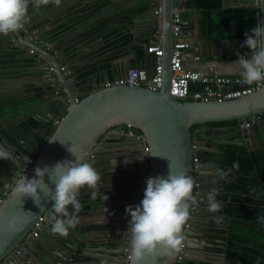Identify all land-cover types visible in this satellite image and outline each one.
Segmentation results:
<instances>
[{"label": "water", "instance_id": "water-1", "mask_svg": "<svg viewBox=\"0 0 264 264\" xmlns=\"http://www.w3.org/2000/svg\"><path fill=\"white\" fill-rule=\"evenodd\" d=\"M179 1L178 5L182 9L185 20L181 35H187L189 33V31L187 33V27L195 25L199 28L201 37L206 42H212L213 40L209 41L204 35L200 19L194 20V22L188 20L186 0ZM130 2L131 0H83L81 5L75 4L69 10L64 8V2L59 6L49 3L46 8H43L44 11L40 10L41 7L33 8L31 3L28 6L26 18L30 14L31 16L25 19L23 27L17 30L19 37L26 34L28 40L22 42L17 48L23 49L30 55L29 58L33 60L32 66L41 73L40 81H34L36 77H33L31 82L34 89L39 87L40 90H36L33 97H25L20 101H13V103L18 112L19 121L27 113V117L24 118H32L38 125L35 128L22 126L19 128L17 124L10 127L9 122L3 121L5 127L0 129V147L11 152L15 163L0 160V198L4 192L10 189L0 203V263L26 237L37 219L51 205L50 198H42L40 206H37L31 198L19 200L11 195L15 182L13 178L21 173L27 159L34 151L38 150L40 143L44 144L36 160L21 177L32 179L35 177L37 167L43 169L46 166L49 167V174H52L54 170L51 168L58 162L75 160V157L68 151L72 147L81 162L92 163L99 172L100 180L95 189H90L92 192L114 184L118 187V184L122 182L121 186L127 185L124 186V189H131L135 194L134 199L139 200L137 190L142 176L141 170L144 167V154L140 146L137 145L136 138L114 133L113 135H117L120 139L136 143L135 151H131L132 155L129 154V156L128 153L120 151L119 156L115 154L114 157H108L102 166L95 165L96 156L99 154L98 146L107 143V139L112 137V134L105 137L104 134L108 133L111 128L117 130L128 123L142 131L147 138V143L150 146L151 178L167 177L171 164L174 174L187 173L194 181L198 180L199 182L197 204L194 210H191V206L190 218L182 230L185 241V257L181 264H200L201 262L227 264L229 260L226 251H209L206 248V244L216 243L214 239H205L204 233L212 232L210 230L216 228L214 225H218L220 219V217H213L210 212L207 213V193L210 189L216 188L220 192L216 197L217 200L225 204L226 179L221 180L216 173H208V169L213 166L216 170H224V166L207 157L206 150L208 151L209 148H206L205 140L216 139L219 147L221 144L231 142L246 145L250 151L258 148L264 150V142L259 135L260 130L264 131V121L249 126L245 125V123L251 122V118L264 113V86L251 95L225 101H186L174 97L170 93V78L172 76L170 61L173 49V10L177 1L164 0L162 13H155V9L159 6V0H139L134 8L129 7ZM112 9L116 10V14L119 13L118 19L126 21L130 28L131 35H129L128 43L131 44L128 47V52L129 49L134 50L136 55L134 57L127 55L118 61L117 70L120 75L126 74L129 69L137 66L139 48L145 52L144 67L148 71H154L152 59L154 53H149L148 47L158 38L162 39V47L165 51L163 57L165 74L164 84L160 90L154 91L142 86H114L89 93L87 88L82 86L84 81L79 77V72L84 69V66L80 65H84L86 60L79 54L80 46L76 45L66 51L65 45H59V39L55 38L53 30H56L64 22L69 25L83 17H87L94 23L101 21ZM261 14L263 17L264 12L261 11ZM62 15L66 16V19H61ZM140 19H147V21ZM145 23L148 25L146 29L138 27ZM146 39L149 40L146 41ZM93 47L94 45H91L89 51L86 52L89 60L93 56L91 52ZM195 49L197 51L196 46ZM72 54L80 56H71ZM72 59H74V64L71 62ZM76 63L80 64L79 67ZM80 86L83 93L76 96L75 93ZM76 98L80 101L76 102ZM61 111H65V113L60 122H56V112ZM227 120H237L238 124L200 129L194 136L191 133V128L194 125ZM18 124L20 123L18 122ZM51 126H54V131L46 140ZM228 132H232L234 136L232 139L227 137ZM255 134L258 138L257 141ZM37 141H39L38 145ZM96 144L98 145L96 146ZM195 150L198 153L196 163L194 162ZM220 151V148L216 149V152ZM93 152H95V157L89 158L88 155ZM44 181L54 190L55 185L51 183L47 175H45ZM91 194L77 196L82 207L95 205L98 195L93 197ZM41 196L43 197V193ZM130 203L129 205L136 206L134 202ZM68 208H72V206L70 205ZM120 213L125 214L121 220L123 223L110 222L106 226L105 222L102 228L108 231L122 230V234L117 236L119 240L111 241V244L116 246V254L120 257L118 264H123L126 262L124 246L130 244V241L125 238L127 236L130 238V234L127 232L131 217L126 215V211L122 210ZM214 214L219 215V212ZM13 217L16 218L15 230L8 227V222ZM224 217L226 221L229 219L228 216ZM201 218H203L202 223L199 221ZM47 223L49 222L46 217L44 228ZM43 229L40 230L41 234ZM211 234V236L214 235V233ZM226 244L227 241L222 240V245H225V248ZM80 246L82 245L77 240H71L64 244V250L61 253L70 254V256H64L67 260L66 264H74L77 255L84 253V251H79L81 250ZM218 249L221 248L218 247ZM157 252L155 257H145L142 264L176 263L178 254L169 256L162 254L159 249ZM31 254L38 257V253L32 247L2 264H32L30 262ZM200 255L203 257L201 258ZM84 256L82 255L81 258Z\"/></svg>", "mask_w": 264, "mask_h": 264}, {"label": "crops", "instance_id": "crops-1", "mask_svg": "<svg viewBox=\"0 0 264 264\" xmlns=\"http://www.w3.org/2000/svg\"><path fill=\"white\" fill-rule=\"evenodd\" d=\"M138 1L139 0H131V5L129 7L134 8ZM176 1L177 3L179 2V0ZM62 2L65 4L64 8L69 10V8H73L75 4L79 3L81 5L83 0H61V3ZM163 2L164 0H159V6L162 5ZM222 2V9H255V19L252 20L245 32H250L251 29L256 27L257 21L263 20L264 18V16L262 17L261 10L255 7L254 0H222ZM32 7L34 8L35 6L32 5ZM43 8H46V6H41L40 10L44 11L45 9ZM186 11L189 21L194 22V20L200 19L202 24V19L205 18L202 10L186 8ZM115 12V9L110 10L106 17L99 22L94 23V21H89L87 17H83L82 19H77V21L70 23L63 29L56 28V30H53L55 31V38L59 39V45L63 43V45H65V50H71V48L76 45L80 46L79 54L82 55L86 61L84 65L76 64L78 67L79 65L84 66V69L79 72V77L84 81L83 87L88 88L96 83H100L106 76L112 78L113 76L120 75L117 70L118 61L125 58L127 55L132 57L136 56L134 50L129 49L128 52V47L131 44L128 43L129 35H131L130 28L126 24V21L118 19L119 13L116 14ZM30 16L31 14L28 15L26 19ZM30 19L32 20L33 18ZM140 20L147 21V19ZM146 24L147 23L138 27L146 29L148 26ZM187 28V33L188 31L189 33L185 35L184 38L189 40L192 44L184 52V64L187 67L202 69L207 63H212L215 65L216 74L240 75V67L238 64H235L239 58L238 54L252 53L247 47L241 46L246 40L245 35L243 37H217L214 39L207 37L209 41H213L206 42L204 38L201 37L197 26L193 25ZM72 37H77L74 44L68 41ZM27 40L28 36H26V34L19 37L17 31L7 36L0 35V129L5 127L3 121L5 123L9 122L10 125H14L18 122L20 123L21 120H26L24 117H27V113L20 118V121L18 120V112L13 101H20L29 96L33 97L35 91L40 90L39 87L34 89L31 82L33 81V77H36L34 81H40L41 79L39 76L41 73L32 66L33 60L29 58L30 55L24 52L23 49L17 48V46L22 42H27ZM148 40L149 39H146V41ZM91 45H94L91 50L93 56L89 60V57L86 56V52L89 51ZM195 46L197 47V51ZM80 55L76 56L72 54L71 56L78 57ZM196 55H201L203 59L201 63L194 60ZM73 61L74 59L71 60L72 64L75 63ZM145 61V54L142 61L137 57V66L138 64L144 66ZM227 135L230 139L234 137L232 132H228ZM259 135L264 142V131L260 130ZM254 136L257 141V135L255 134ZM135 147L136 143L132 141L129 143L116 135L99 147V154L96 156L95 165L102 166L106 163L108 157H114L115 154L119 156L120 151H122V153H128V156L129 154L132 155L131 151H135ZM208 173L215 174L216 168L213 166V168L208 169ZM121 183L122 182L118 184V187L114 186V184L107 188H99L96 190L95 193L98 195V198L95 199L94 206L88 205L82 207L78 213H74L73 208H68L69 214H74L78 219V223L75 228L69 230V235L66 238L58 234L55 236L52 235L50 232L51 225L47 223L43 229V233H40L30 246L31 248L34 247L35 251L38 253V257L31 254L32 259L30 262L32 264H66L67 260L64 256H70V254L64 253L62 256H57L55 252H62L65 243L71 240H77V242L82 245L79 251H84V253H79L77 255L74 264H101V260L103 259H107L108 264H118L120 257L116 254V246L111 244V241L116 239L119 240L117 236L122 234V230L117 231L112 229L108 231L102 227L105 225L103 224L105 222L107 224L106 226H108L110 222L116 224L118 222L123 223L121 220L125 214L120 213V211H125L126 206L131 204L130 202H134V204L136 202L134 199V192H132L131 189H124V186L127 185L121 186ZM91 192L89 188L85 187L79 194H91ZM226 195L227 199L230 200L231 194L226 193ZM106 196L108 197L107 200ZM207 213L209 212L207 211ZM220 219H222L221 223L223 224V228L212 229L210 230L212 232L209 233L210 235L214 233L212 237L214 238L216 247L224 250L226 249V253L229 257L227 261L228 264L232 261L230 257L232 250L228 248V244H226L227 248H225V245H222V240H225V235L228 229L233 225V222L231 219L226 221L225 217H220ZM199 221L202 223L203 218ZM82 255L85 256L81 258Z\"/></svg>", "mask_w": 264, "mask_h": 264}, {"label": "clouds", "instance_id": "clouds-1", "mask_svg": "<svg viewBox=\"0 0 264 264\" xmlns=\"http://www.w3.org/2000/svg\"><path fill=\"white\" fill-rule=\"evenodd\" d=\"M30 3L39 8L47 6L49 3L59 6L61 0H0V35L7 36L23 27ZM179 3L180 1L175 5L174 10L178 7L182 14ZM254 4L256 8L264 12V0H254ZM162 9V5L158 6L155 9V13H162ZM184 21L183 17V28ZM184 36L182 37L184 38ZM245 36L246 40L241 46L250 49L252 54L248 58H246L247 53L245 55L238 54L239 58L235 64L240 67V75L244 84L249 86L254 83L264 85V20H258L256 27L251 29L250 32H246ZM138 66L140 65L138 64ZM112 136L116 135L112 134ZM140 149L142 148L140 147ZM68 151L75 157L74 161L65 160L58 162L51 168L54 170L52 174H49V167L47 166L43 169L37 167L35 169V177L32 179H28L25 176L20 177L15 181L11 193L12 196L19 200L31 198L37 206H40L42 198H50L52 207L47 216V220L51 225L50 232L54 236L58 234L65 238L69 235V230L75 228L78 223L77 217L74 214H69L68 207L71 205L74 213H78L82 207L77 199L81 189L85 187L95 189L100 180V175L92 163L81 162L72 147ZM0 160L14 163V157L11 152L3 147H0ZM239 167V162H235L226 171L217 169L216 174L221 180H224L227 179L233 169L238 170ZM45 175L55 185L54 190L45 183ZM195 182H198V180L194 181L187 173L174 174L171 164L169 165L167 177L157 176L146 180V188L140 204L137 206L128 205L125 210L126 215L131 217L129 220L130 227L127 232L130 234L129 264H142L145 257H155L158 254V249L162 254L169 256L179 254L182 251L184 240L182 235L183 226L190 218L191 206L197 203L193 195ZM137 191L139 196V185ZM41 193H43V197ZM219 194L220 192L216 188L210 189L207 193L208 212L216 213L221 210L222 203L216 198ZM91 195L95 197L96 193L92 192ZM107 199L108 197L106 196ZM137 201L138 199H136ZM260 222L264 224V219H261ZM8 227L11 230L16 229L15 217L9 220ZM55 255L62 256L63 253L57 251ZM101 264H108L107 259L101 260Z\"/></svg>", "mask_w": 264, "mask_h": 264}, {"label": "built area", "instance_id": "built-area-1", "mask_svg": "<svg viewBox=\"0 0 264 264\" xmlns=\"http://www.w3.org/2000/svg\"><path fill=\"white\" fill-rule=\"evenodd\" d=\"M183 30V17L181 11L178 7L174 10V19H173V37L174 44L171 55V72L172 76L170 78V92L171 94L180 99V100H196V101H225L235 98H240L243 96L251 95L257 91H259L264 85L253 84L251 86L246 85L242 82L241 75H220L215 73V65L212 63H207L204 67L201 68H190L184 64V52L188 49L192 44L189 40L182 37ZM162 39L159 38L157 42H153L149 46V51L154 53L153 56V65L154 71H148L143 65L133 67L128 70L126 74L116 75L111 77L106 76L100 83H96L92 86H89L87 90L89 93L98 91L100 89L114 87V86H128V87H136L142 86L147 87L148 89L158 91L162 88L164 84V74L165 68L163 64L164 57V49L162 47ZM252 53H247L246 58L250 57ZM239 55H245V53H241ZM194 60L198 63L203 61L200 55H196ZM195 86V87H194ZM83 93V89L81 87L78 88L76 96H79ZM76 101L79 102L78 98ZM65 112L61 111L56 114V122H60L63 114ZM264 121V113L258 114L256 117L251 118L250 123H245L246 126H249L253 123ZM54 131V126H51L49 129L46 140L50 137V135ZM120 133L125 134L130 137L136 138L138 141L137 145L142 148L144 154V167L141 170V180L139 183V200L136 202V206L140 204L143 199V193L146 188V180L150 178L151 172V156H150V146L147 143V138L145 134L134 127L131 123L125 124L119 129L111 128L105 136H109L110 134ZM104 136V137H105ZM103 137V138H104ZM45 140V141H46ZM98 145V144H97ZM40 149L34 151L30 158L27 159L26 164L21 169V173H19L14 181L19 179L21 175L26 172L28 167L33 165L36 160ZM95 152L88 155L89 158L94 157ZM198 153L194 151V162H197ZM15 183V182H14ZM13 183V184H14ZM12 187V186H11ZM199 182H195L194 186V196L197 201ZM7 192L3 194L0 198V202L3 201ZM197 204V203H196ZM196 204L192 205L191 210L195 209ZM52 205L48 206L45 212L37 219L34 223L33 227L26 235V237L18 244L16 248H14L9 255L3 259L0 263H4L5 261H10L12 257L21 255L25 250L30 248L35 238L40 235V230L43 229L45 219L51 210ZM43 227V228H42ZM127 241H130V238L127 236L125 238ZM125 248V263L129 264L128 255L130 244H126ZM184 248L185 241L183 240L182 251L177 255V260L175 264H181L184 259Z\"/></svg>", "mask_w": 264, "mask_h": 264}, {"label": "trees", "instance_id": "trees-1", "mask_svg": "<svg viewBox=\"0 0 264 264\" xmlns=\"http://www.w3.org/2000/svg\"><path fill=\"white\" fill-rule=\"evenodd\" d=\"M222 0H186V7L204 12L202 25L204 34L217 37H243L246 28L255 19V9L225 8ZM220 10V12H219ZM77 37L70 38L74 44ZM144 52L138 49V59L142 61ZM34 125L38 123L31 118ZM208 126H236L237 120L206 123ZM200 124L194 125L199 127ZM222 165L224 170L239 162V169H233L226 179V190L231 194L230 203L225 206L224 214L229 216L233 225L228 229L225 240L231 251L228 264H264V150L250 151L246 145L227 142L221 144ZM201 264H214L203 262Z\"/></svg>", "mask_w": 264, "mask_h": 264}, {"label": "flooded vegetation", "instance_id": "flooded-vegetation-1", "mask_svg": "<svg viewBox=\"0 0 264 264\" xmlns=\"http://www.w3.org/2000/svg\"><path fill=\"white\" fill-rule=\"evenodd\" d=\"M61 19H66V16H61L60 17ZM67 21V20H66ZM96 22H99V21H96ZM73 23V22H72ZM66 26H68L65 22L63 23V24H61L59 27H58V29H63V28H65ZM69 41V40H68ZM63 45V43H61V45L60 46H62ZM74 48V47H73ZM72 49V48H71ZM31 120V118H27L26 120H22L21 122H20V124H18L17 123V125H19V128L22 126V127H31V128H35L36 127V125H34L33 123H31V122H28L27 123V121H30ZM8 125H10V124H8ZM12 126H14V125H11L10 127H12ZM217 126H208L207 124H200V126L199 127H192L191 128V133H192V135L194 136L196 133H197V131H199L200 129H207V128H209V129H211V128H216ZM226 135V134H225ZM113 137V136H112ZM202 141H204L203 139H201ZM37 143V145L39 144V141H37L36 142ZM205 143H206V148L208 149H210L211 148V150L209 151V149H208V151L206 150V155H207V157L209 158V159H211V160H213V161H216L217 163L219 162L220 164H222V154H221V151L220 152H216V149H218V148H220L221 149V147H219V146H217V143H218V140H205ZM41 145H42V143H40V145H39V148L41 147ZM38 148V149H39ZM205 154V153H204ZM11 170H13V169H11ZM220 186V185H219ZM225 188H226V184H225ZM10 189H8L6 192H8ZM5 193V192H4ZM226 193H229V191H227L226 190ZM220 201V200H219ZM229 200L227 199V195H225V204H222V207H221V210L219 211V215L218 214H214V213H212V216H214V217H217V216H219V217H224V216H227V215H225L224 214V210H225V206L227 205V202H228ZM221 202V201H220ZM1 203V202H0ZM222 203V202H221ZM229 217V216H228ZM229 219H230V217H229ZM221 221H222V219H220L219 221H218V225H214V226H216V228L217 229H221V228H223L222 226H223V224L221 223ZM205 234V239H214L209 233L207 234V233H204ZM206 248L209 250V251H211V250H221V251H226V249L224 250V249H218V247H216V245L215 244H210V243H208V245L206 244ZM227 248V247H226ZM228 256V255H227ZM200 257L202 258L203 256L202 255H200ZM201 263H203V262H201ZM200 263V264H201Z\"/></svg>", "mask_w": 264, "mask_h": 264}]
</instances>
